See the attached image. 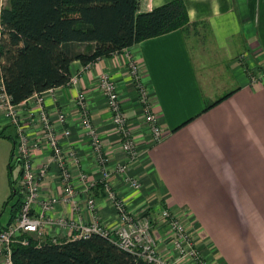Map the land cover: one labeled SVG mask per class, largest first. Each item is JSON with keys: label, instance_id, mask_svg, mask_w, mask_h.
Here are the masks:
<instances>
[{"label": "crops", "instance_id": "0c3cea01", "mask_svg": "<svg viewBox=\"0 0 264 264\" xmlns=\"http://www.w3.org/2000/svg\"><path fill=\"white\" fill-rule=\"evenodd\" d=\"M140 1V12H145L171 0ZM184 2L190 21L197 25L188 32L177 29L128 48L140 64L153 112L162 125L160 142L150 143L125 50L99 58L89 66L74 61L71 73L79 76V84L54 88L46 94V106L53 118L62 110L68 113L71 135L62 141L78 150L82 168L99 179L100 170L73 103L79 90L86 92L105 151L113 163L123 160L125 153L118 146L111 112L99 85L102 73L112 75L143 151L129 168L130 174L141 179V191H132L121 176L114 175L112 180L130 210L138 213L153 202L185 211L191 217L190 228L214 264H264V0ZM196 37L203 45L200 51L192 45ZM226 94V98L209 107ZM13 130L16 132L0 106V132L8 136H0L1 168L4 158L11 161ZM10 140L12 150L6 143ZM40 154L37 163L49 159L47 154ZM57 175L52 165L43 180L45 196L62 194ZM5 176L3 164L0 203L6 199ZM12 178L17 180L13 171ZM99 185L90 194L96 199L102 223L115 226L119 222L116 210ZM84 199L85 196L80 198L82 210L73 211L70 205L60 204L50 215L88 223L91 212L84 206ZM13 214L15 208L11 205L3 225L10 222ZM156 218V234L164 237L166 227L158 213ZM45 230V242L53 237L59 241L66 238L57 225ZM159 244L161 249L166 248L164 240ZM0 264H4L1 258Z\"/></svg>", "mask_w": 264, "mask_h": 264}, {"label": "built area", "instance_id": "2783aa9c", "mask_svg": "<svg viewBox=\"0 0 264 264\" xmlns=\"http://www.w3.org/2000/svg\"><path fill=\"white\" fill-rule=\"evenodd\" d=\"M125 52L128 72L139 91V102L144 113L143 124L148 127L150 143L156 144L163 138L162 125L159 117L153 112L151 93L144 82L139 62L128 48ZM78 84L79 76L76 74L71 75L68 83L63 86L74 87ZM99 85L111 112L118 135V146L125 153V158L112 162L93 122L87 94L79 90L73 104L76 117L90 144L91 154L100 170L101 176L96 179L82 168L83 158L78 150L67 147L62 141L71 135L68 113L62 110L53 118L47 109L46 94L52 93L54 88L35 93L24 103L14 104L1 78L0 106L5 110L8 123L13 125L16 131L12 162L19 171L15 181H19L16 182V186L21 201L13 220L0 226V258L4 264H14L12 253L15 244L26 246L30 244L31 238H34L36 245L41 246L45 243V229L57 225L63 229L66 238L59 241L53 237L50 241L53 243H64L99 234L109 238L122 250L150 264H214L190 228L191 217L188 213L166 205H153V202L145 204L138 213L133 212L126 199L115 188L112 180L113 176L117 175L122 177L132 191L142 190L141 179L130 174L129 168L141 158L143 151L129 123L117 83L112 75L102 73ZM39 153L47 154L49 159L37 163ZM52 165L56 166L63 192L60 195L45 196L43 180L49 176ZM98 184L102 185L107 199L114 205L119 221L115 226L104 225L100 219L96 199L90 194V190ZM83 196L84 206L91 212L88 223L50 215L60 204L70 205L73 211L82 210L80 198ZM152 209L158 213L162 225L166 227L164 237L157 236L156 229L153 228L148 215ZM163 240L166 242L165 249H161L159 244Z\"/></svg>", "mask_w": 264, "mask_h": 264}, {"label": "trees", "instance_id": "16d2710c", "mask_svg": "<svg viewBox=\"0 0 264 264\" xmlns=\"http://www.w3.org/2000/svg\"><path fill=\"white\" fill-rule=\"evenodd\" d=\"M140 2L7 0L0 12V74L12 102L19 104L35 93L66 85L74 61L87 65L145 39L177 29L188 32L197 25L190 21L184 0H171L145 12H140ZM0 136L8 137L3 132ZM12 157L13 152L12 193L4 204L15 208L11 220L21 201L12 178ZM12 259L14 264H150L99 234L41 246L31 238L29 245L13 246Z\"/></svg>", "mask_w": 264, "mask_h": 264}, {"label": "rangeland", "instance_id": "374dc122", "mask_svg": "<svg viewBox=\"0 0 264 264\" xmlns=\"http://www.w3.org/2000/svg\"><path fill=\"white\" fill-rule=\"evenodd\" d=\"M7 3V0H0V12H1V9L3 6H5ZM200 37H196V39H192V45L194 46V48H196V51H200V48L203 47V45L201 43H199ZM198 39V40H197ZM195 50V49H194ZM0 85H1V77H0ZM1 99V98H0ZM1 101V100H0ZM14 132V130H13ZM15 133V132H14ZM6 143H9L7 145H10V149L12 150L13 148V144H12V141L10 140L9 142H6ZM2 149V148H0ZM0 162H1V157H0ZM9 163H10V158L6 157L4 158V161L2 163V168H3V164H4V168H5V174L6 176L4 177V187H6V195H5V198L6 199H3L2 203H0V213H2L0 215V226H2L8 219L9 217V211H10V206L9 207H5L4 208V204L5 202L7 201V199L9 198V196L11 195L12 193V187H11V183H10V168H9ZM1 164V163H0ZM1 168V165H0V171L2 170ZM13 175H14V178L17 179L18 178V169L14 168L13 170ZM17 183H19V181H16ZM16 183V184H17ZM3 196V194H2ZM4 212V213H3ZM156 211H154L153 209L149 212V217L151 219V223L153 225V228L155 229L158 225V221H157V218H156Z\"/></svg>", "mask_w": 264, "mask_h": 264}]
</instances>
